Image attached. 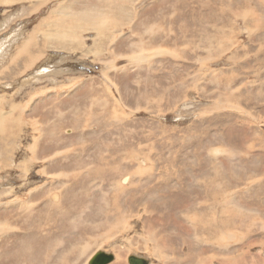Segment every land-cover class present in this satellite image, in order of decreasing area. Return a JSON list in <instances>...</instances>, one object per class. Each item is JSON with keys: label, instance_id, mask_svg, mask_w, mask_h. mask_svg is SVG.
<instances>
[{"label": "rangeland", "instance_id": "1", "mask_svg": "<svg viewBox=\"0 0 264 264\" xmlns=\"http://www.w3.org/2000/svg\"><path fill=\"white\" fill-rule=\"evenodd\" d=\"M45 3L0 2V108L36 97L23 115L30 124L21 123L6 144L0 141V222L9 228L0 234V264L17 254L25 259L23 252L35 255L37 247L45 254L55 247L53 264H85L96 251L113 254L109 264L117 255L123 264L130 255L149 257L148 264H264V0ZM85 7L104 14L105 24L119 25L105 29V38L86 29L80 48L58 42L54 33H68L70 21L56 27L57 14ZM30 32L32 43L18 54ZM134 53L152 59L137 65L128 57ZM31 54L35 65L31 61L26 71ZM36 123L41 132L32 129ZM49 130L63 141V165L54 172L66 171L68 178L46 177L40 165H28L34 135L43 134L47 141L40 145L55 148ZM50 150L40 148L39 158ZM129 158L141 162L129 164ZM137 166L142 172L122 181L125 190L118 188L114 174ZM90 172L103 179L87 177ZM212 179L220 198L233 192L234 239L223 242L210 238L217 230L206 222L215 225L221 215L210 208ZM51 189L61 192L62 212L38 217L39 209L47 210L44 202L28 214L1 204ZM61 217L74 218L75 225ZM31 226L39 228L38 238L29 235Z\"/></svg>", "mask_w": 264, "mask_h": 264}, {"label": "bare ground", "instance_id": "2", "mask_svg": "<svg viewBox=\"0 0 264 264\" xmlns=\"http://www.w3.org/2000/svg\"><path fill=\"white\" fill-rule=\"evenodd\" d=\"M8 1H10V0H8ZM44 2H48V1H50V0H43ZM0 2H3V0H0ZM7 2V1H6ZM45 3V4H46ZM44 4V5H45ZM40 6V5H39ZM42 6V5H41ZM64 6V5H63ZM105 7V6H104ZM59 8V7H58ZM63 8V7H62ZM86 9L85 10H82V11H79V12H75L74 14L72 13L71 15H69V13L68 14H65L64 15V13H62L63 15H58L57 14V18H58V20H57V18L55 19V20H57L58 22H54L53 20H50V21H52V22H54V25L57 27V26H61V27H64V26H66L67 24V20H69L70 21V24H69V26H68V28L70 29V31L67 33L66 31H62V32H60L59 34L58 33H54V35L56 36V40L58 41V42H60V43H62V44H64V45H67V44H69L71 47H73V45L76 43V47L78 46L79 48L80 47H82L83 46V41L81 42V39H78V37L79 36H81L82 34V32L83 31H85L86 29L87 30H96L97 32L96 33H98V38L99 37H104L105 38V29H107V28H112V27H115V26H117V25H119V24H117V22L118 21H115V20H113L112 21V23L111 24H109V25H107V24H105V15L104 14H101V13H95V12H93V11H88V8L87 7H85ZM111 8V7H110ZM120 8H122V5H121V7ZM223 9V8H222ZM63 10V9H62ZM65 10V9H64ZM63 10V11H64ZM37 11V10H36ZM115 11H116V13L117 14H120V16L121 17H124V13L122 12H119V11H121L119 8H117V6H116V9H115ZM227 11V10H226ZM55 12V11H54ZM57 13H59V12H57ZM225 13V12H224ZM50 14V13H49ZM247 14H249L248 12H247ZM245 16H246V12H245V15H244V17L243 16H241V18L243 17L244 19H246L245 18ZM116 17H119V16H116ZM239 17V16H238ZM55 18V17H54ZM53 18V19H54ZM29 19V18H28ZM118 20V19H117ZM24 21V20H23ZM119 21H120V19H119ZM45 22V21H44ZM44 22H43V20H42V22H41V24L39 25V26H41V25H43L44 24ZM48 22V21H47ZM22 23V22H21ZM50 24H51V22H49ZM48 23V24H49ZM110 23V22H109ZM120 23V22H119ZM224 23V22H223ZM53 24V23H52ZM37 25V24H36ZM23 26H25V25H22L21 27H19V29H18V31H20L21 30V33H22V31L25 29V28H23ZM36 27V26H35ZM52 27H54V26H52ZM38 29V28H37ZM54 29V28H53ZM222 29H224V28H222ZM36 29H34V31H35ZM39 30V29H38ZM56 30V29H55ZM74 30V31H73ZM86 30V31H87ZM43 31V30H42ZM107 31L109 32L110 30H108L107 29ZM47 32V31H46ZM46 32H44V34H46ZM219 32H220V30H219ZM222 33V32H221ZM7 35V34H6ZM51 35V33L50 32H48V37ZM14 37V36H13ZM33 37H34V33L33 32H30V36L28 37L29 39H26L24 42H22V43H25L26 41V43L23 45L24 47H22V48H18L17 50H20V51H18L17 53L19 54L20 52H23V54L25 53V52H27V47L28 46H30V42H31V40L33 39ZM109 37H110V35H109ZM84 39V38H83ZM109 38L108 37H106V39L105 40H108ZM143 40V39H142ZM47 41H49V40H47ZM47 41H45V42H47ZM72 41H75V43L74 44H72ZM109 41V40H108ZM2 42V41H1ZM0 42V43H1ZM97 42V41H96ZM32 43V42H31ZM34 43V42H33ZM36 43H37V41H36ZM94 43H95V41H94ZM224 43V42H223ZM46 44H48V42L46 43ZM0 45H2V43L0 44ZM37 45V44H36ZM85 45V44H84ZM222 45V44H221ZM220 46V45H219ZM27 48V49H26ZM60 49H63V47H61ZM130 49H132V48H130ZM16 50V51H17ZM71 50V49H70ZM73 51V50H72ZM74 51H76V50H74ZM226 52V51H225ZM151 53H154L155 55H159V52L158 51H152ZM21 54V53H20ZM28 54H30V52H28ZM143 54V53H142ZM142 54H140V55H137L136 53H134V54H132V56H131V54H130V56H128L132 61L131 62H133V63H135V64H137V65H139L142 61H150L152 58H149V57H142ZM16 53L14 54V57L12 58V59H15L16 60ZM20 56V55H19ZM33 55L31 54V57H30V59H29V61L28 62H26V63H24V66H26L25 68H27L26 69V71H28V70H30L31 69V67H33L34 65H35V62H34V57H32ZM236 56V55H235ZM17 57H18V55H17ZM83 57V56H82ZM81 57V58H82ZM126 57V56H125ZM234 57V56H233ZM237 57V56H236ZM118 58V57H117ZM121 58H123V57H121ZM127 58V57H126ZM231 58V57H230ZM103 59V58H102ZM234 59V58H233ZM236 59H238V58H235V60L234 61H237ZM14 60V61H15ZM40 60V59H39ZM38 60V61H39ZM52 60V59H51ZM31 61H32V63L34 64H32L31 63ZM37 61V60H36ZM46 61V60H45ZM8 63V62H7ZM52 63V62H51ZM12 64V63H11ZM23 64V63H22ZM44 64H45V62H44ZM104 65V64H103ZM114 65V64H113ZM9 67V66H8ZM25 68H24V70H25ZM46 68V67H45ZM111 68V67H110ZM109 67H108V69H110ZM6 69H8V68H6ZM49 69V68H48ZM47 69V70H48ZM108 69H107V71H108ZM23 70V71H24ZM4 72V71H3ZM2 72V73H3ZM25 72V71H24ZM22 73V75L23 74H25V73ZM46 72V71H45ZM104 72H105V70H104ZM16 73V72H15ZM41 73V72H40ZM9 75H11V74H9ZM60 75V74H59ZM106 75H107V73H106ZM32 76V75H31ZM92 77V76H91ZM34 78V77H33ZM108 79V78H107ZM26 74L25 75H23V78H22V80L21 81H23V83H25L26 82ZM106 81V80H105ZM8 85V84H7ZM107 86V85H106ZM1 87V86H0ZM10 87V86H9ZM29 94V93H28ZM31 94V93H30ZM39 95V94H38ZM30 96V95H29ZM36 97H34V96H32V98H31V100L30 101H26V102H24V104L22 105V106H20V107H18V108H16L17 107V105L15 104V106H14V104H12V100L9 102V104H10V108H9V110H7L6 108L5 109H2V108H0V141L2 142V143H4V144H6L5 142H3V141H7L6 139L7 138H10V137H12L14 134H15V132H16V130H18L19 128H20V126H21V123H23V122H25L26 124H30L29 122H27V121H23V119L25 120V117L23 116L24 115V111L25 112H27L26 110H27V106H28V108H29V103H31V101L33 100V99H35ZM39 98H40V96H39ZM43 98V97H42ZM37 100V99H36ZM93 101V100H92ZM105 103V102H104ZM0 104H1V101H0ZM16 108V109H15ZM30 109V108H29ZM14 111V112H13ZM31 111V110H30ZM17 112V113H16ZM16 114V115H15ZM25 128V127H24ZM27 128V127H26ZM41 124H39V123H36L34 126H33V128L32 129H34V130H38V131H42L41 129ZM34 133V132H33ZM36 133V132H35ZM34 133V134H35ZM51 133V135H53V137H52V141L53 142H55V148L54 149H52V150H50L51 148H49L50 146H42V144L40 145V143L42 142V141H40V140H43V141H47V139L43 136V134H40L39 136H41V137H43V138H40L39 139V137H35L36 135H34L33 136V141H32V143L28 146V150L30 151V154L32 155V158H29V161H31L28 165H31V166H34V167H37L38 165H40L43 169H42V172H43V175L44 176H46L47 177V174L46 173H48V174H53L55 177L53 178V179H57V177L58 176H64L65 178L67 177H69V174H68V172H66V171H63V172H54V171H56L57 170V168H61L62 167V165H63V159H61V151H60V145L62 144V142L63 141H60V139L59 138H57L55 135H57V133H55L54 131H50L49 130V134ZM25 137V136H24ZM48 137V136H47ZM32 138V137H31ZM28 139V138H27ZM26 139V140H27ZM37 144L39 145V147L37 146ZM40 146H42L43 148H44V151H47V150H50L49 152H47V153H44V155L42 156V158L40 159L39 158V156H38V152H39V149L40 148H42V147H40ZM216 150V149H215ZM118 152V151H117ZM211 152V151H210ZM220 152V151H219ZM219 154V153H218ZM30 155V156H31ZM135 156V155H134ZM133 156V157H134ZM67 157V156H66ZM39 158V159H38ZM130 159V161L128 162L129 164H133V163H140L141 162V160L140 159H135V158H129ZM105 160V159H104ZM144 160V163L145 164H147V162L148 161H150V160H147V159H143ZM102 162V161H101ZM147 166H149L150 168H153V163L151 164V165H147ZM74 167H76L77 169H79V172H76V174L77 175H79L80 174V172H81V169L82 168H80V164L79 165H75ZM142 166H137V167H134V171L133 172H127L126 171V175H121L120 173H115L114 174V177L116 178V181H115V183H116V186L118 187V188H120L121 187V190H125V188L123 187V185H122V181L125 179H127L128 177H130L131 176V174L134 176V177H137L141 172H142V168H141ZM145 168V167H144ZM31 169H32V167H31ZM30 169V170H31ZM0 170H3V167H0ZM11 170V169H10ZM17 171V170H16ZM50 171H53V172H50ZM11 171H9L8 169L7 170H5V172H3V174H2V177H4V175L5 174H7V173H10ZM28 172H30V171H28ZM92 172V171H91ZM88 173V174H90V175H88L87 177H90V176H95V177H100V178H102L101 177V175H100V173H97L96 172V174L95 173ZM84 173V172H83ZM124 173V172H123ZM1 174V173H0ZM27 174V173H26ZM37 175V174H36ZM39 175V174H38ZM84 175V174H83ZM86 175V174H85ZM85 175L83 176V178L85 177ZM32 176V175H31ZM40 176V175H39ZM44 176H42V177H44ZM120 176H122L121 178H119ZM232 176V175H231ZM26 177H27V175H26ZM49 177H51V176H49ZM219 177V176H218ZM217 178V177H216ZM103 179V178H102ZM218 179V178H217ZM4 180V179H3ZM21 180V179H20ZM213 180V179H212ZM231 180H234L235 181V179L234 178H232L231 177ZM26 181V180H25ZM217 181H215V180H213V185H214V194H215V197H214V199H213V196H212V200H213V202H212V207L210 206V208H211V210L215 213V215L217 214V213H221V215L220 216H217L218 217V219H217V221H215L216 223H215V225H214V223L212 222V221H209L208 219H207V221L206 222H209V226L213 229V228H215L217 231H215L216 233H214V234H212L211 235V237L210 238H217V240H218V242H223V241H227V240H231V239H234V235L232 234V232H230L231 231V229H230V227H233L232 226V224H233V218H234V211H235V205H233V203H234V200L232 199V195H233V192H231V193H227V192H224V193H222V194H224L223 196H221L222 198H220V196H219V194H221L220 193V191H221V187H220V184H217L216 183ZM43 183V182H42ZM66 183H68V182H65V184ZM219 183V182H218ZM2 184V183H1ZM21 184H23V183H21ZM46 184H49V183H44L43 184V186L42 187H44ZM65 184H63V186H64V188L65 189H67V190H69L70 189V185L68 186V185H65ZM26 185V184H25ZM30 185V184H29ZM104 184H102V186H103ZM28 186V185H27ZM26 186V187H27ZM16 189V188H15ZM42 188L41 187H37L35 190L36 191H40ZM13 191V190H12ZM17 191V190H16ZM44 191H46V193L44 192ZM52 191V192H51ZM53 191H55V190H43V193H40V194H37L38 196H37V198L35 197V196H33L34 194H35V192H34V194L33 193H29L28 195H27V198H22V196L20 197V195L19 196H17L14 200H11V201H8V202H5V203H1V204H4V205H6V207L7 208H9V207H17L16 209H18V210H21V211H23V212H25V213H34L36 210V208L38 207V205H40L41 203H45V205H46V207H47V210H38L39 212H38V217H41L42 216V214H43V212H47V213H49V212H51V211H56V209H58V211H61V203H62V197H61V192L59 191V190H57L58 192H53ZM218 191V192H217ZM233 191V190H232ZM11 192V191H10ZM51 192V193H50ZM14 193V192H13ZM50 193V194H49ZM55 193V194H54ZM58 193H60V194H58ZM40 195V196H39ZM231 196V197H230ZM105 198V197H104ZM37 199H39V200H43V201H39V202H37ZM45 199V200H44ZM32 201V202H31ZM3 205V206H4ZM75 208V207H74ZM72 206H70V207H68V209H74ZM239 208V207H238ZM120 210V209H119ZM16 211V210H15ZM15 211H13V212H15ZM63 211H65V210H63ZM237 211V210H236ZM62 212V211H61ZM211 212V211H210ZM9 213V212H8ZM7 217V216H6ZM124 216H122V218H123ZM197 217V216H196ZM197 218H199V217H197ZM68 219H71V217H61V223H63L64 221H66V220H68ZM121 219V218H120ZM124 219V218H123ZM205 219V218H204ZM215 219H216V217H215ZM202 220V219H201ZM22 221H24V219L22 220ZM75 221L76 220H74V218H72L71 220H70V224L72 223V226H74L75 225ZM117 221H121V220H117ZM124 221V220H123ZM122 221V222H123ZM206 224V223H205ZM32 227V226H31ZM7 228H8V226L7 225H5L3 222H0V234H3L4 232H5V230H7ZM14 228V227H13ZM9 229V228H8ZM60 229V228H59ZM58 229V230H59ZM226 229H228V231H229V235H228V237L227 238H223V236L227 233V230ZM12 230V229H11ZM14 230V229H13ZM224 230H225V232H224ZM30 232L32 233H29V235H33V237H36V238H38V235L40 234V231H39V228L38 229H34V227H32V230H30ZM20 234L21 235H25V234H27V231H23V232H20ZM5 235V234H4ZM3 235V236H4ZM37 240V239H36ZM36 240H34V241H36ZM150 241H153V240H150ZM235 241V240H234ZM26 243H27V241H25ZM231 242V241H230ZM41 243H42V241H41ZM231 244V243H230ZM38 246H41L40 245V243L38 242ZM58 246H59V244H58ZM83 246V247H82ZM80 245V247H82L83 249H82V252H83V254L85 255L86 254V249L88 248V245L86 244V245ZM3 248V247H2ZM34 248H35V246H34ZM151 248H153V247H151ZM1 250V249H0ZM55 250V247L54 248H52V250H49V252L47 253V254H45V250H39V248L37 247V251H35L36 252V254L35 255H33L32 254V252H27V253H25V252H23V254H25L24 255V258L25 259H23L22 257H21V255L20 254H17V255H14V256H11V257H9L10 259H7L6 258V260H4V261H6V262H2V264H28L27 263V259H28V257H30L31 259H32V263L31 264H53L51 261H50V259L52 258V259H54V256H52V252ZM89 250V249H88ZM43 252V253H42ZM96 252H99V251H96ZM95 252V253H96ZM155 252H156V250H155ZM3 253H5V252H3ZM94 253V254H95ZM105 253H108V252H105ZM108 254H111V253H108ZM156 254V253H155ZM113 255V254H112ZM201 255V254H200ZM81 256V255H80ZM114 256V255H113ZM131 256V255H130ZM135 256H137V257H143V258H145L146 256H138V255H135ZM3 257V256H2ZM49 257V258H48ZM90 257V256H89ZM89 257L86 259V262H85V264H87V262L89 261ZM57 258H59V257H57ZM115 258L116 257H114L113 258V260L110 262V263H112L114 260H115ZM146 258H148L149 259V257H146ZM145 258V259H146ZM49 259V260H48ZM148 259H146L147 260V262L149 263V260ZM44 260V261H43ZM0 261H2V260H0ZM57 261L58 260H56V264H58L57 263ZM68 261V260H67ZM62 262H66V261H63L62 260ZM74 262V261H73ZM72 262V263H73ZM67 263H70V262H67ZM71 263V264H72ZM76 263V262H75ZM109 264V263H108ZM113 264H123V260L119 257V255H117V260L113 263Z\"/></svg>", "mask_w": 264, "mask_h": 264}, {"label": "water", "instance_id": "3", "mask_svg": "<svg viewBox=\"0 0 264 264\" xmlns=\"http://www.w3.org/2000/svg\"><path fill=\"white\" fill-rule=\"evenodd\" d=\"M113 260V255L105 253L103 251H99L95 253L88 264H108ZM129 264H148L147 260L143 257H137L135 255H131L128 258Z\"/></svg>", "mask_w": 264, "mask_h": 264}]
</instances>
